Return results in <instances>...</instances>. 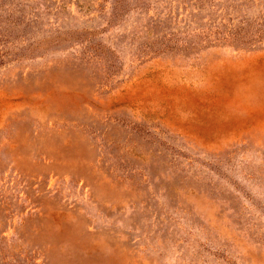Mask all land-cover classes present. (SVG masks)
I'll list each match as a JSON object with an SVG mask.
<instances>
[{"label":"rangeland","instance_id":"obj_1","mask_svg":"<svg viewBox=\"0 0 264 264\" xmlns=\"http://www.w3.org/2000/svg\"><path fill=\"white\" fill-rule=\"evenodd\" d=\"M0 264H264V0H0Z\"/></svg>","mask_w":264,"mask_h":264}]
</instances>
